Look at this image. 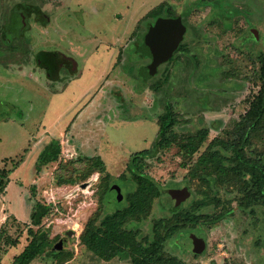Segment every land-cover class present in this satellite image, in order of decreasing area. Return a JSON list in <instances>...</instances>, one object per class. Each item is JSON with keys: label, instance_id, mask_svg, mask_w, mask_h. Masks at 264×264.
<instances>
[{"label": "rangeland", "instance_id": "1", "mask_svg": "<svg viewBox=\"0 0 264 264\" xmlns=\"http://www.w3.org/2000/svg\"><path fill=\"white\" fill-rule=\"evenodd\" d=\"M142 3L145 11L166 4L171 18L180 17L185 28L184 50L150 78L138 73L148 58L137 54L134 45H130L132 52L126 50L137 36L121 45L110 42L122 39L133 28L131 16ZM33 7L49 17L47 27L37 22L39 15ZM123 11L128 12L127 20L114 22L112 12ZM155 20H140V37ZM98 21L102 24L97 25ZM66 28L78 38L70 29L67 35ZM92 38L105 46L106 53L90 55ZM0 40V170H14L5 204L9 201L6 206L17 211L20 199L27 208L36 202L51 206L42 228L49 236L47 250L56 255H43L31 264H128L119 258L98 260L80 245L79 236L96 213L101 218L126 205L125 195L135 185L118 176L135 152L153 147L163 106L170 104L176 112L174 131L179 135L209 128L197 158L212 139H226L264 93L259 62L264 56V0H0ZM14 44L15 50L8 49ZM44 50L64 53L75 67L66 61L59 81L49 80L35 59ZM114 61L111 69L109 63ZM71 78L69 88L59 92ZM154 84L160 86L159 94L151 89ZM98 100L103 102L98 117L91 121L82 116L83 112L91 114ZM71 120L73 125L65 129ZM51 139L60 142V158L37 172L38 154ZM177 151H154L145 159L147 174L162 188L179 190L182 199L178 204L167 195L156 200L148 219L138 223L142 236L150 233L154 219L171 216L196 198L198 183L185 179L187 170L181 167ZM246 153L264 158V134L252 139ZM94 156L103 160L110 179L90 170L86 159ZM110 186L107 204L105 190ZM219 191L222 199L235 200L240 194L234 187ZM232 207L233 213L217 224L198 226L168 240L166 252L188 264H264V207H256L253 213L241 211L236 201ZM17 211L16 217L11 214L17 222L9 218L10 233L26 241L20 224L27 220L26 212L22 207ZM60 240L62 250L56 251L53 246ZM195 242L197 249L204 246L197 254L190 250ZM19 246L7 251L3 264L9 263ZM2 259L0 255V264Z\"/></svg>", "mask_w": 264, "mask_h": 264}, {"label": "trees", "instance_id": "2", "mask_svg": "<svg viewBox=\"0 0 264 264\" xmlns=\"http://www.w3.org/2000/svg\"><path fill=\"white\" fill-rule=\"evenodd\" d=\"M34 9L39 15V18H36L37 22L46 27L48 17L44 18L39 8L33 7L31 10ZM163 14L167 20L179 26L182 32V39L175 53L184 50L182 40L185 28L181 24L180 17L171 18L173 13L166 4L161 3L153 8L144 18L158 19ZM0 46H3L1 40ZM13 47L8 49L15 50L17 46L14 44ZM36 56L38 62L47 67L50 72L55 71L60 64L71 61L55 51H40ZM175 58L173 56L168 62ZM259 62L264 75V56L259 58ZM159 88L160 86L156 84L151 86L156 94L161 92ZM177 123L178 116L173 107L165 104L158 118L157 136L153 147L135 152L129 158L125 171L118 176L120 180H132L135 185L125 195L126 205L101 218L96 213L87 220L79 236V243L98 260L109 262L119 258L126 260L128 264H188L166 252L165 245L168 240L198 226L211 227L217 224L233 213L235 209L232 207L233 201L237 202V208L243 212L253 213L256 207H264V158H251L252 156L246 153L251 148L252 139L264 134V93L251 106L249 112L242 116L226 139H212L197 158L194 156L208 140L209 128L179 135L174 131ZM170 148L178 150L177 153L182 159L181 167L187 170L185 176L187 182L198 183L195 191L196 198L187 207L175 210L171 216L154 219L150 226V233L142 236L138 223L148 219L156 200L165 195L170 197L167 191L174 190L162 188L147 174L145 159L154 151H165ZM60 155L59 140H51L38 154L35 163L36 171L40 172L48 164L58 162ZM86 162L91 171L99 172V178H111V175L106 172L105 163L99 156L87 158ZM13 172L14 170L6 172L0 170V196L4 195L10 182L9 175ZM111 186L105 190L107 204L111 202ZM226 187L238 189L239 196L235 200L222 199L219 190ZM50 211V205L34 203L29 222L21 223L26 232L28 244L13 258L11 264H31L43 255L50 258L56 255L52 250H47L50 244L49 236L42 228V221ZM11 219L14 221V218ZM8 222L9 219L0 228V255H6L9 248L17 246L21 237L20 234L17 237L9 235ZM33 228L38 230L34 231ZM55 258L57 259V256Z\"/></svg>", "mask_w": 264, "mask_h": 264}, {"label": "crops", "instance_id": "3", "mask_svg": "<svg viewBox=\"0 0 264 264\" xmlns=\"http://www.w3.org/2000/svg\"><path fill=\"white\" fill-rule=\"evenodd\" d=\"M68 3V2H67ZM69 4V3H68ZM138 13H135L134 14V16H131V18L133 19V23H134V25H133V28L132 29H129V30H131L130 32H129V30H128V33H125L124 34V36H123V38L121 39V37H120V39H117L116 41H110V42H112V43H114V44H122V43H124V41L125 40H127L129 37L130 38H133V37H136L137 36V40H135V41H133L132 43H129L128 45H127V48H126V50L128 51V52H132V49H130V45H134V48H138L137 49V54H140V39H142L141 37H142V35H143V33L141 34V37H140V31H139V23H140V20L142 19V18H144L145 16H146V14L150 11H145L144 10V4L142 3L141 4V6L138 8ZM144 10V11H143ZM128 11V10H127ZM124 12V11H123ZM138 14H141V15H138ZM144 14V15H143ZM143 15V16H142ZM141 16V17H140ZM48 17V16H47ZM127 18H128V12H127V15H126V13L124 12V13H120V14H118V13H113L112 12V19L114 20V22H117V23H121L122 21H124V20H127ZM64 23H67L66 22V20H65V22ZM102 23L101 22H99L98 21V24L97 25H101ZM48 25H49V17H48ZM47 25V26H48ZM46 26V27H47ZM69 29L72 31V29L71 28H66V30L68 31V33L69 34H67V35H70L72 32V35L74 36V37H77V35L74 33V31H72V32H69ZM62 31H63V33H65V30H64V28H62ZM78 38V37H77ZM80 38L82 39V37L80 36ZM92 43L94 44V49L92 48V51L91 52H93V53H90V55L92 56L93 54L95 55L96 53H99L100 51H105V53H106V50H105V46L104 45H97L96 43H97V41H95V39H93L92 38ZM76 42H77V39H76ZM109 43V42H108ZM76 47V46H75ZM78 48H82L81 47V45H79L78 46ZM45 51V50H44ZM53 51H55V52H59V53H61L62 54V52H60V51H57V50H52V51H48V52H53ZM104 53V54H105ZM103 54V55H104ZM37 55V54H36ZM63 55L65 56V54L63 53ZM102 55V56H103ZM102 56L100 57V60L102 61ZM120 57V55H118V58ZM37 58V56H35V59ZM66 58V57H65ZM98 58V57H97ZM117 58V59H118ZM71 60V59H70ZM36 62L41 66V68H42V70L43 71H45V73H46V75H45V77H47L49 80H51V81H53V82H57V81H59V79H60V76H59V72H60V70H61V68L63 67V65L65 64V63H62V64H60L59 66H57V69L55 70V71H53V72H50V71H48V69H47V67H44V66H42L39 62H38V60L36 59ZM68 65H70V64H74V61H69L68 63H67ZM116 64V62L114 61L113 63L111 62V63H109V67L112 69V67L114 66ZM74 67H75V64H74ZM72 80H74V79H72L71 78V80L70 81H68L67 82V84L65 85V87H63L62 89H61V91H59V92H62V91H64V90H66V89H68L69 88V84H71L70 82L72 81ZM101 81H102V79H101ZM59 92H57V93H59ZM97 92H99L98 90H97ZM96 92V93H97ZM102 92V91H101ZM57 93H55V94H57ZM102 93H104V92H102ZM104 95V94H103ZM93 96H94V94H93ZM93 96H91V98H90V100H89V102L94 98ZM104 98V97H103ZM103 98H101V100L103 99ZM101 100H98L99 101V104L97 105V106H95V108L93 109V110H91L90 111V113L91 114H89V113H87V112H83L82 114V116H84V117H88L89 119L91 118V121L92 120H94L93 119V117L95 116L96 118L98 117V112L99 111H101L103 108V102L101 101ZM98 108V109H97ZM82 111V110H81ZM81 111L79 112V113H77L74 117H78V114L80 115L81 114ZM87 114H89V115H87ZM86 115V116H85ZM81 116V117H82ZM104 116V115H103ZM103 116H102V118H103ZM73 117V118H74ZM83 117V118H84ZM73 118H72V120H73ZM102 118H100V120L102 119ZM82 119V118H81ZM72 120L68 123V125L65 127V129H67L69 126H71V125H73V123H72ZM87 122H90V121H87ZM86 122V123H87ZM71 124V125H70ZM99 124L100 125H103L104 124V121L103 122H99ZM89 125H91V123L89 124ZM93 126V125H92ZM79 126H77L76 128H78ZM65 129H63L62 128V130H65ZM58 132H61V130H59ZM58 134V133H57ZM51 140H53V139H51ZM51 140H49V142L51 141ZM56 140H58V139H56ZM48 142V143H49ZM47 143V144H48ZM23 163V162H22ZM10 179V178H9ZM10 184H11V180H10V182H9V184L7 185V187H6V189H5V193H4V195H2V196H0V228L4 225V223H5V221L6 220H8L9 218H14V220L17 222V219L15 218L16 217V215H15V212L17 211L16 209H9L6 205H9L10 206V202L9 201H7V204H5L6 203V199H5V197H8V194H7V190H8V187L10 186ZM18 197L20 198V196H19V191H18ZM24 203H26V201H24L23 202V200H21L20 199V202H19V204H20V208L22 207V210L24 209L25 210V212H26V214H25V217L24 218H26L27 220H25L24 222H22V223H28L29 222V215H30V212H31V208H32V206H30L29 208H27L26 207V205L24 204ZM25 205V206H24ZM11 208V207H10ZM20 208H18V211H17V213L18 212H21L20 211ZM29 212V213H28ZM27 213H28V216H27ZM11 214H13V215H15V217L14 216H12ZM23 218V219H24ZM22 219V220H23ZM19 223V222H18ZM20 224H21V222H20ZM8 226H10V224H7ZM11 228H13L12 226H10L9 227V231H8V233H9V235H11V233H10V229ZM25 234H26V232H25ZM27 241V242H26ZM26 241H24L23 240V238H22V236L19 238V241H18V245L17 246H15V247H11V248H9V249H16L18 246H19V244H20V242H22V248L19 246V250L18 251H16V253H14L12 256H11V258L8 260V264H11V262L13 261V258L15 257V256H17L18 254H20L22 251H23V249H24V247L28 244V238H27V236H26ZM9 251V250H8ZM6 257H7V255H3V259H2V261H1V264H3L4 263V260L6 259ZM38 259V258H37ZM36 260V259H35Z\"/></svg>", "mask_w": 264, "mask_h": 264}, {"label": "water", "instance_id": "4", "mask_svg": "<svg viewBox=\"0 0 264 264\" xmlns=\"http://www.w3.org/2000/svg\"><path fill=\"white\" fill-rule=\"evenodd\" d=\"M181 39L182 32L179 26L164 18L157 19L143 38L142 53L151 58V63L144 68L146 74H143L141 70V76L143 78L154 76L158 66L171 59L173 53L178 48ZM167 193L176 204L182 199L180 191L168 190ZM67 235L70 236L71 232H68ZM191 241L194 243L193 239H191L190 242ZM62 245L63 241L60 240L53 246V249L60 251L62 250ZM195 247L196 244L191 245L190 248L191 252L195 254L200 253L204 248L203 245H200L199 249Z\"/></svg>", "mask_w": 264, "mask_h": 264}, {"label": "flooded vegetation", "instance_id": "5", "mask_svg": "<svg viewBox=\"0 0 264 264\" xmlns=\"http://www.w3.org/2000/svg\"><path fill=\"white\" fill-rule=\"evenodd\" d=\"M160 18H161V17H160ZM158 19H159V18H158ZM164 19H166V18H164ZM156 20H157V19H156ZM156 20H155V21H156ZM154 23H155V22H154ZM150 27H151V25L148 27V29H147L146 31L143 32L142 39H141V41H140V52H141V53H142L143 38H144V36L146 35V33H147V31L149 30ZM178 47H179V46H178ZM176 50H177V49H176ZM175 52H176V51H175ZM175 52H174V53H175ZM174 53H173L172 57L174 56ZM143 54H144V53H143ZM144 57L148 58V60H149L148 64L145 65V66H143V67L141 68L143 74H146V72H145L146 70H145L144 68L150 65V63H151V58L148 57V56H146V55H144ZM172 57H171V59H172ZM169 60H170V59H169ZM169 60H168V61H169ZM168 61H167L166 63H168ZM166 63H163V64H166ZM163 64H161V65H163ZM161 65H160V66H161ZM160 66H158V68H159ZM158 68H157V69H158ZM141 70H139V72H138L140 77H142L141 74H140ZM195 244H196V242H195ZM195 248H196V247H195Z\"/></svg>", "mask_w": 264, "mask_h": 264}]
</instances>
